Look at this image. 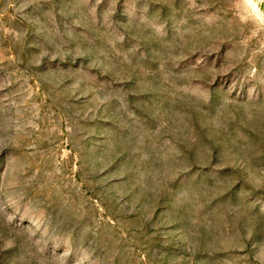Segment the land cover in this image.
Wrapping results in <instances>:
<instances>
[{
    "label": "rangeland",
    "instance_id": "rangeland-1",
    "mask_svg": "<svg viewBox=\"0 0 264 264\" xmlns=\"http://www.w3.org/2000/svg\"><path fill=\"white\" fill-rule=\"evenodd\" d=\"M0 264H264V0H0Z\"/></svg>",
    "mask_w": 264,
    "mask_h": 264
}]
</instances>
